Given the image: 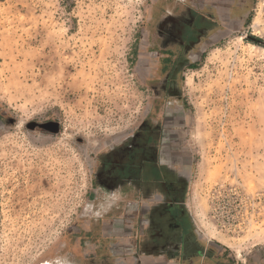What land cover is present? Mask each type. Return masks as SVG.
Listing matches in <instances>:
<instances>
[{"label": "rangeland", "instance_id": "1", "mask_svg": "<svg viewBox=\"0 0 264 264\" xmlns=\"http://www.w3.org/2000/svg\"><path fill=\"white\" fill-rule=\"evenodd\" d=\"M249 2L203 41L175 27L196 42L182 46L156 41L172 28L160 26L157 0H0V264H80L111 204L98 180L107 154L141 151L157 125L188 163L186 210L201 244L227 249L219 264L255 262L264 0ZM172 4L190 18L192 3Z\"/></svg>", "mask_w": 264, "mask_h": 264}, {"label": "crops", "instance_id": "2", "mask_svg": "<svg viewBox=\"0 0 264 264\" xmlns=\"http://www.w3.org/2000/svg\"><path fill=\"white\" fill-rule=\"evenodd\" d=\"M157 3L160 4L158 5L160 9L166 10L160 16V20H163L160 26L183 25L189 29L192 36H199L200 41H203L206 33H216L213 30L216 25L225 29L229 26L235 4L250 2L249 0H157ZM172 3H192V7H187L191 10L190 18L186 15H173ZM167 20L169 21L166 23ZM165 31L168 33L167 30ZM186 40L187 38H184L183 44L181 42L180 44L185 46ZM156 41L177 42L167 37L163 29L157 35ZM169 136L171 135L165 132L164 127L157 125L140 143L139 155H133L136 153L134 145L118 151L114 149L107 154V158L113 156L114 161L108 159L110 163L101 165L99 175L102 176L98 180L100 187H103L104 197L111 204L97 212V224L89 229L86 244L79 258L80 264L226 262L223 257L227 249L217 244L203 245L200 254L185 255L181 253L180 243L154 241L153 213L168 201L167 195L158 189L155 181L164 182L169 172L188 181V174L180 172L181 169H186L182 165L188 163H181L178 153L169 151V144H165ZM257 254L253 264H264V247L258 250Z\"/></svg>", "mask_w": 264, "mask_h": 264}, {"label": "flooded vegetation", "instance_id": "3", "mask_svg": "<svg viewBox=\"0 0 264 264\" xmlns=\"http://www.w3.org/2000/svg\"><path fill=\"white\" fill-rule=\"evenodd\" d=\"M169 20H167V22ZM175 27L179 26L175 24L172 27L173 29L171 28L172 30L167 29L168 33L166 31L163 32L167 37L183 44V31L179 30L178 32H175ZM181 27L184 30L188 29L183 25H180V28ZM190 42L194 43L195 40H191V38L189 40L188 37L184 42V45L186 46V44ZM101 176L102 174L99 175V177ZM155 184L158 189H161V191L167 195L168 201L164 202L162 206L156 209L153 213L152 235L154 241L156 242L158 240L165 243H180L182 254H200L203 245L201 244L199 237L195 234L192 221L186 210L187 182L169 172L168 178L164 182L155 181Z\"/></svg>", "mask_w": 264, "mask_h": 264}, {"label": "bare ground", "instance_id": "4", "mask_svg": "<svg viewBox=\"0 0 264 264\" xmlns=\"http://www.w3.org/2000/svg\"><path fill=\"white\" fill-rule=\"evenodd\" d=\"M255 26H256V34L257 35H261V31L259 30V28H258V26H259V22H256L255 23ZM190 82V81H189ZM194 217L196 218V220L199 222H202V217H203V215H202V213H196V214H194ZM200 226H202L201 224H200Z\"/></svg>", "mask_w": 264, "mask_h": 264}, {"label": "trees", "instance_id": "5", "mask_svg": "<svg viewBox=\"0 0 264 264\" xmlns=\"http://www.w3.org/2000/svg\"><path fill=\"white\" fill-rule=\"evenodd\" d=\"M192 68H195V67H192ZM136 153H134L133 155H139L141 151H135ZM139 153V154H138ZM109 160H113L114 161V157L113 156H110V158H107Z\"/></svg>", "mask_w": 264, "mask_h": 264}]
</instances>
